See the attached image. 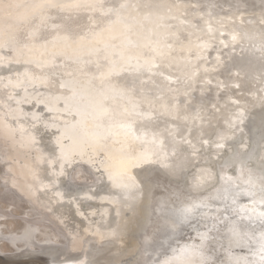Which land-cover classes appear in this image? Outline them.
<instances>
[{"label": "bare ground", "instance_id": "bare-ground-1", "mask_svg": "<svg viewBox=\"0 0 264 264\" xmlns=\"http://www.w3.org/2000/svg\"><path fill=\"white\" fill-rule=\"evenodd\" d=\"M104 2L106 0H43L41 7L61 3L64 8H70L69 11L82 9V6L100 14L111 11L105 18L92 17L88 24L75 23L72 30L60 25L45 40L31 39L22 43L17 42L14 30L2 35L0 32V50L8 46L13 49L3 58L5 64L23 62L47 68L44 74L26 68L8 72L13 74L9 79L13 85L10 97L14 105L32 104L39 98L49 111L60 112V116L67 113L64 121L57 123L48 118L42 123V109L36 110L35 104L30 108L32 118L19 108L10 109L13 121L20 125L21 145L31 149L40 143L36 166L31 167L27 160L20 169L28 181L32 180L31 187L37 189L43 182L42 190L52 189L53 183L59 181L46 178L49 170L57 173L56 164L59 163L63 171L66 163L71 166L76 160L85 161L97 170L102 168L110 180L109 191H104L103 187L102 194L98 195L92 191L95 190L93 172L80 166L73 173L75 180L93 179V184L81 192L82 196L77 199L78 190L67 195L60 188L56 190L59 191L57 196L68 199L56 204L64 210L68 203L80 207L84 201L98 205L95 209L102 207L100 223L84 215L86 224L80 226L79 231L84 237L85 256L87 250L93 251L91 255L94 253L98 264L108 262L109 254L120 243L124 248L133 240L136 244L132 234L136 224L143 228L148 222L146 205L152 198L153 186H146L132 198V187L141 183L140 179L126 173L128 168L135 163L144 164L148 156L152 164L162 163L171 177L179 179L178 171L188 173L199 165V179H192L189 185L190 192L196 194L210 190L231 166L233 173L245 167L241 155L237 157L236 145L231 146L228 153L209 150L211 138L219 135L223 136V141L218 143L214 138V147L240 142L239 145L246 148L243 139L249 141V136L242 135L244 129L236 125V115L244 114V123L249 119L252 135L264 136V7L254 8L261 0H120L118 6L108 12L103 7ZM35 11L38 13L39 9ZM20 15L21 19H26L23 12ZM44 16L41 14L42 18ZM36 33L32 28L30 34ZM3 61L0 58V63ZM57 64L62 65L57 67ZM56 75L65 90L63 94L53 95L49 88V80ZM91 86L94 89H90ZM16 90H21V94L13 93ZM78 92L84 94L80 98L90 99L100 109L91 110V114L81 112L76 104L81 106L86 101L78 102ZM27 121L43 126L44 132L37 128L33 132L26 131ZM49 121L51 125H47ZM1 126L4 127L2 134L11 136L16 125L8 121ZM104 133L112 134L113 142L121 150L128 149L130 159L127 162L118 159L117 165H113L109 161L115 155L108 152L104 154V161L97 159V150L105 151V144L99 139L107 136ZM148 142L159 145L165 156L174 153V166L167 168L158 149L148 146ZM7 151L0 142V206L15 212L22 209L25 216H19L18 222L4 221V229L0 226V259L1 256L14 258L26 248L35 249L38 244L63 243L60 234L47 225L48 218L37 216L36 206L28 193L19 184L9 181L7 173L11 168L5 162ZM96 161L102 165L98 167ZM257 164L252 168L256 172ZM241 173L247 177L243 169L231 180H244ZM175 186L178 184L163 188L172 189V194L184 195L179 186ZM116 189L125 195L121 197L122 202L110 194ZM45 194L49 202L58 203L52 192ZM128 198L138 205L137 210Z\"/></svg>", "mask_w": 264, "mask_h": 264}, {"label": "water", "instance_id": "water-1", "mask_svg": "<svg viewBox=\"0 0 264 264\" xmlns=\"http://www.w3.org/2000/svg\"><path fill=\"white\" fill-rule=\"evenodd\" d=\"M42 1L43 0H7V2H3L0 0L1 11H6L9 14L11 13L10 18L0 25L1 35L7 31L14 30V34L18 36L17 42L25 43L31 39L45 40L49 38V36L53 34V31L59 28L60 25L72 30V28H75L73 25L75 23L84 25L85 23L88 24L92 17H95L94 19L105 18L106 14H110V8L118 6L120 0H106V2L103 3V7L107 12L110 11L106 14L105 12L100 14L96 12V10L86 6H82V9L79 10L69 11L70 8H64L61 3L46 4L41 7ZM233 3L229 2L228 4L233 5ZM250 3L247 2L249 6L251 5ZM259 7H264V0H261V4L259 5L258 3L254 4V8L258 9ZM36 9H39L38 13H34ZM22 12L26 14V19L20 18L22 17V15H20ZM43 13L45 16L42 18L41 14ZM50 17H52L53 22L56 24L54 23L52 26L49 25V21H51ZM83 19L86 20L83 21ZM32 28H35L37 32L34 36L30 34ZM63 30L66 29L63 28ZM6 50L13 51L12 47L9 46L0 50V58L2 61L3 58L5 59L9 55L6 54ZM5 63L4 61L0 63V123H8L9 121L16 126L15 131L11 132L10 136L2 134L4 127L2 128L0 124V136L5 142L9 143L14 156L17 158L18 164L16 169L21 178V181L17 184L28 193V196L35 205L44 209L48 213L49 218L54 220L63 243L38 244L35 249L26 248L24 253L18 254L11 259L1 256L0 264H80L81 262L98 264V260L95 258L94 253L91 255L93 251L87 250L86 258L84 254L85 250L82 248H86V246H83L84 237L79 231L81 228L80 226L86 224V217L84 218V215H86L87 218H92L95 223L96 221L100 223L99 219L102 217V207H97L95 209L98 205L92 204L89 201H84L80 203L82 205L80 207L73 203H68L64 210L56 206V204H62L68 199L66 198L64 200L61 196H57L59 191L56 190L60 188L66 195L74 194L78 190L76 196L79 197L77 199L82 196L81 192L89 185L81 184L72 177L76 166L84 167L88 171L93 172L92 178L95 180V190L92 191H96L98 195L102 194L103 191L101 188L103 187H105L104 191H109L107 189L110 186V180H108L104 172H102V168L97 170L85 161L76 160L71 166L66 163L63 171H60L59 163L56 164L57 173L54 170H49L46 178L48 180L57 178L56 181H59L58 184L53 183L54 189L45 188L42 190L45 186L43 182L41 183V185H43L42 187L41 185L37 186V189L31 187L29 184L31 179L28 181L20 169L28 162L27 160H29L31 167L36 166L38 146L40 143L37 142L38 144L31 149L27 148L25 145H21L22 133H20V125L14 122L15 119L10 109L16 111V109L19 108L23 113H27L30 118H32L33 112L30 111V108L35 104L34 108L36 110L42 109L41 114L43 118H40L42 123L48 121V118L59 123V121H64L63 116L67 115V113H62L60 116L58 114L60 112L49 111L46 105L42 103V99L40 100L37 97L32 104L24 102L21 104V107H16L14 105L15 102L12 101L13 97H10L12 93L10 87L13 85L9 77H12L13 74L8 72L15 69L26 68V70L28 69L35 73L40 72L44 74L47 68L26 65L23 62H12L8 65ZM87 63L89 62L87 61ZM61 65L62 64H57V67ZM89 67L90 64H87L86 68ZM124 73L123 76L126 77L127 71ZM49 81V88L53 95H59L65 92L60 85V78L57 75L53 76ZM15 87L16 86L13 88ZM89 88L94 89L93 86ZM79 90L82 91L81 89ZM102 90H104V92L109 91L108 89ZM20 91L21 90H16L13 93L20 95ZM80 97H84V94L78 92L76 98L78 102L79 100L86 101V104L81 106L75 103L76 106L81 108V112H88L89 114H91V110L95 112V109L98 107L93 104L90 99L87 100ZM97 101L101 100L98 99ZM111 103L110 101V104ZM113 105L112 103L111 109L114 110L113 107L115 106ZM243 116L244 114L242 113L236 115L237 120H235V122L238 127L244 129V132L241 131L242 135L249 136V141L243 139V142L246 143L244 145L246 148L244 149L243 146L241 147L239 145L240 142L234 145L226 142V145L221 144L214 147L212 145L215 142L214 138L218 143L223 141V136L219 135L211 138L209 150L213 153L220 149L228 153L230 147L236 145L235 151L237 157L238 154L241 155L244 161L243 166L245 167L240 168L239 172L234 171L233 173L231 166L226 170V174L224 173L225 176L221 180L218 177L217 184L212 186L208 191L194 194L189 190V185L192 183L191 180L193 179L194 181L199 179L198 173L201 172L200 169L198 170L199 165L196 166L197 168L194 166L189 169L188 173L187 171H178L177 173L180 175L179 179L171 177L168 171L164 170V165L162 163L152 164L148 156H145L146 162L144 164L135 163L131 168L127 169L126 173H129L130 176L134 178L140 179L139 181L141 183L132 187V198H135L146 186H153V191L151 192L152 198L147 201L146 205L148 222L143 228H138L141 224H136L132 232L136 239V244L133 240L132 244H128V248L126 246L124 248L120 243L114 252L111 251L109 254V261L105 264H264V136L252 135L249 119H246L244 123L242 122ZM51 124L52 121L47 125ZM36 128L38 131L44 132L43 126H38L36 123L32 124V122H28V126L25 130L33 132ZM246 131L249 132L250 135H248L249 133ZM47 134L50 136L49 132H47ZM104 134L107 136L100 137L99 139L104 142L105 151L97 150V152H99L96 154L97 159L104 161V154L108 152L115 155V157L109 161L113 165H117V162L120 161L118 159L127 162L130 159L128 149L125 151L121 150L120 147H117V143L113 142L111 138L113 136L112 134ZM54 138L55 137H53V139ZM147 145L155 146L158 149L159 157L166 163L167 168H172V166H174V153L165 156L166 154L161 152L159 145L155 142H148ZM84 147L85 146H83V149L86 150L87 146L86 148ZM247 148H249V150L245 152ZM130 150L133 152L137 151L133 148ZM175 155L178 156V153ZM245 159L247 161H245ZM231 160L232 158L228 160V162ZM96 163L98 167L102 165L99 161H96ZM255 163H258V172L252 169ZM222 168L226 169L225 166H222ZM216 169L219 174L220 171L218 167H216ZM243 169L247 175V177H244L243 173H241L244 180H231L236 178ZM214 174L215 172L212 173V176ZM246 178H248V180ZM175 184H178L180 188L179 191L183 192L184 195L178 193L172 194V189L165 190V188H163ZM178 186L175 187L178 188ZM47 191L52 192L55 198H57L56 201L58 203H54L51 200L50 202L48 201L45 194ZM110 194L115 196L118 202H122L123 200H121V197L124 198L125 196L122 195L120 189H116L114 193ZM62 199L64 201H61ZM127 201L132 202L131 198H128ZM132 204L136 206L134 210H137L138 205L135 202H132ZM105 205H108V203ZM77 210L83 212V215L79 214ZM89 211H93V214L90 215ZM91 241L92 240H90L89 243L92 244L93 242ZM48 252H50V255H47Z\"/></svg>", "mask_w": 264, "mask_h": 264}, {"label": "rangeland", "instance_id": "rangeland-1", "mask_svg": "<svg viewBox=\"0 0 264 264\" xmlns=\"http://www.w3.org/2000/svg\"><path fill=\"white\" fill-rule=\"evenodd\" d=\"M1 1H3V2H7V0H1ZM10 1V0H9ZM11 14V13H10ZM10 14L8 13V12H6V11H1V9H0V25L3 23V22H5L6 20H8L9 18H10ZM50 19H51V21H49V25H53L55 22H53V20H52V17H50ZM56 24V23H55ZM58 25V24H57ZM5 34V33H4ZM11 53V51L10 50H6V54H10ZM0 142L4 145V147H5V149H7L8 151H7V153H6V157H7V160L5 161L6 162V164L8 165V166H10V168H11V170L9 169V171H8V173H7V176H8V179H9V181L11 180V181H14L16 184L18 183V182H20L21 181V178L19 177V173H18V171H17V164H18V161H17V158H16V156H14V153H13V150H12V148L10 147V145H9V143H7V142H5L2 138H1V136H0ZM80 169V166H76V168H75V170L73 171V173H76V171H78L79 169ZM76 174H74V175H72V177H74ZM75 178V177H74ZM77 181V180H76ZM79 182H81V184H84V185H89V184H93V179H89V180H78ZM28 198L31 200V198L28 196ZM36 206V209H37V216L38 217H43V218H48V220H47V222H48V224L47 225H51L52 226V228H53V230L54 231H57L58 233H60L59 232V230L56 228V225H55V223H54V220L53 219H51V218H49V216H48V213L44 210V209H42L41 207H39L38 205H35ZM9 209V208H8ZM8 209H6V210H2V212H0L1 213V215H5L6 217L7 216H9V211H8ZM10 210V209H9ZM23 210L22 209H20L18 212H20V216L22 215V216H25V214H23V212H22ZM5 217V218H6ZM18 219H19V216H18ZM35 220V219H34ZM5 221V219H1L0 220V224H2L3 222ZM8 221V220H7ZM10 221V220H9ZM15 221V220H14ZM5 258V257H4Z\"/></svg>", "mask_w": 264, "mask_h": 264}, {"label": "flooded vegetation", "instance_id": "flooded-vegetation-1", "mask_svg": "<svg viewBox=\"0 0 264 264\" xmlns=\"http://www.w3.org/2000/svg\"><path fill=\"white\" fill-rule=\"evenodd\" d=\"M6 210V209H8V208H6V207H3V206H0V210ZM10 209V210H9ZM8 209V211H9V216H5V215H1L0 216V220L1 219H5V221H9V220H12V221H14L15 220V222H18V220H17V218H18V216H20V212H15L12 208H9ZM6 217V218H5ZM3 224V223H2ZM2 224H0V226L4 229V227H3V225Z\"/></svg>", "mask_w": 264, "mask_h": 264}]
</instances>
